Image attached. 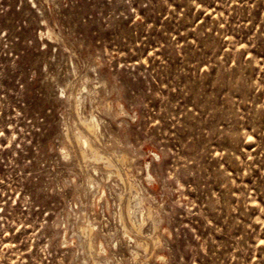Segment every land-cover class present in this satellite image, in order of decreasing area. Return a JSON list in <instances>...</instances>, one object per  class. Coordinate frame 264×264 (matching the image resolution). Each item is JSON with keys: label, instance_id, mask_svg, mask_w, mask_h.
Here are the masks:
<instances>
[{"label": "rangeland", "instance_id": "1", "mask_svg": "<svg viewBox=\"0 0 264 264\" xmlns=\"http://www.w3.org/2000/svg\"><path fill=\"white\" fill-rule=\"evenodd\" d=\"M0 264H264V0H0Z\"/></svg>", "mask_w": 264, "mask_h": 264}, {"label": "bare ground", "instance_id": "2", "mask_svg": "<svg viewBox=\"0 0 264 264\" xmlns=\"http://www.w3.org/2000/svg\"><path fill=\"white\" fill-rule=\"evenodd\" d=\"M84 122H85V127H86V129H87L88 131H93V130H94L95 125H94V122H93V121H90V120L87 119V120H85ZM119 159H120V161H127L128 158H127V155H126V154H122V155L119 157ZM107 165H108V166L112 165V162L109 160V162H108ZM136 201H137V202L135 203L134 210H132V211H134V212L139 211L138 205H139V204L141 205V201H139V199H137ZM148 215H149V216H153V213H151L150 210H149ZM90 229L92 230V227H91ZM140 230H141V228H140ZM90 245L93 246L91 243H90Z\"/></svg>", "mask_w": 264, "mask_h": 264}]
</instances>
